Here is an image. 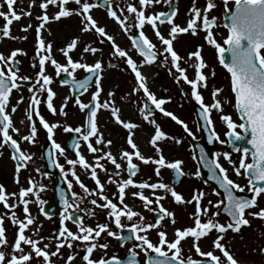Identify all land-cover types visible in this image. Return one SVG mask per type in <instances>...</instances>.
Here are the masks:
<instances>
[{"label":"snow or ice","instance_id":"snow-or-ice-1","mask_svg":"<svg viewBox=\"0 0 264 264\" xmlns=\"http://www.w3.org/2000/svg\"><path fill=\"white\" fill-rule=\"evenodd\" d=\"M35 0H31L29 8L34 4ZM162 0H138V4L133 3L126 4V12L128 15H124V9L120 8V14L114 10L112 6V0H41L39 8L45 10L44 14L38 17L41 21L35 29L36 34V56L38 58V72L35 74L34 83L28 87V92L31 94L29 97L28 110L26 113L27 121L29 122V133L21 137L23 141L34 143L37 136V126L34 122V116L38 118L39 124L46 130L47 139L51 142L52 149H54L59 155L63 156L66 149L57 143L54 139V129L57 127H63L64 132H71L78 134V138H74L71 144V148L75 150V159H67L66 163L70 166L68 171L64 169L59 163H55V167L59 168L62 176L65 178L71 174L76 185L82 189L83 193L90 196H98L100 201L92 199L90 204L96 208H102L107 210L106 214L112 219L116 228L120 230V233L127 231L129 235L118 234L108 228L107 224H97L95 228L91 226H85L83 218L75 215L80 210V203L83 201V197L76 192L71 191L73 183L67 181V188L71 195V200L66 197L65 193L60 194V200L64 211L60 215V231L58 237V243L56 244V251L49 253L46 249L48 244H44L43 248L39 246L41 240L33 239L27 236L26 230L29 226L35 223L33 217L29 211V200L26 199L31 195H36L35 189L37 184L31 178L28 180V187H21L18 193H7L3 185H0V204L3 208L8 210L9 219L14 226H17L18 230L15 234L14 243L12 245L13 252H19L20 255H11L7 258L5 253L0 251V264H28L33 257V254L37 258L43 259V264H51L50 257L56 256L59 248L65 246L71 247V241H83L88 242L86 248L87 253L91 254L97 247L107 249L108 245L94 243L96 238H99L102 233H107L109 237H114L118 241L132 240L134 241L133 248L128 249V258L121 260L117 256L113 255L109 258L101 257L98 260L90 259V255L83 257L87 264H138L136 259L138 253L136 249H140L145 253L146 264H240V262L234 258V256L227 250L226 246L222 243L224 240V234L229 230L232 232H239L241 227L250 226L249 219L246 218V211L257 207V198L264 194V0H235L234 11H231L227 19L230 23L226 24L227 36L223 40V46L218 43L211 31V28L215 25V18H209L207 13L215 6L212 0H208V3L203 10L193 6L189 12L191 18L187 21L186 26L175 24L174 18L177 15L176 9H172L170 12H157L155 14L146 13L145 9L153 4H160ZM171 7V0H164ZM7 5L8 12H0V17L5 21L0 25V35L3 38L11 37L10 26L13 21H19L23 16L31 15L27 10L21 9L17 12L13 9L14 0H4ZM69 3L77 5V8L69 9L66 6ZM56 6L58 11L52 16L46 14V10L49 6ZM106 6L107 16L115 21V23L127 34L132 27L138 30L136 35H130L132 46L136 49L138 54L143 58L142 64H153L158 56L156 45L150 40L143 30L146 25L151 26L156 38L164 46L163 51L159 53L163 56L164 62L170 63V74L172 70H175V81L179 84L183 81L184 84L190 86V93L182 92V95L190 94V97L199 105L200 116L204 121L206 130L209 132L208 142L211 144L214 141L219 140V136L216 134L213 128V121L211 114L215 110L218 113H222L223 109L219 100V93L221 89H214L212 92L213 103L205 104L203 96L199 91V88H207V75L204 73V69L207 67L203 60L200 50L197 49L194 52L188 54L185 63H189V67L193 69L194 78H189L187 75V69L181 67V61L184 60L173 48V41L178 37V34L189 33L192 35L197 33L198 26L202 25V29L206 32L205 39L207 43L213 46L218 55L220 64L226 69L230 75L231 91L234 96V109L237 113L239 123L233 121L230 115L221 114L220 119L226 124V135L229 138L228 143L232 145V149L235 152L240 153L238 165L232 161L228 152L223 153V158L230 165L236 176H243L247 180V192L250 195H238L237 193H245V187L235 182L229 177L228 169L224 168L218 160L219 153L213 154L214 158L207 159L201 149V162L210 173L209 179L213 180L218 188L223 193V198L213 203L211 200L207 201L206 206H201L205 193L202 191L194 192L190 200L185 201L183 196L175 191L174 186H169L163 182H137L133 179L139 171V166L134 163V158L141 161L143 164L152 163L155 165L154 172L157 176H160L161 169H171L176 178L182 177L185 173L182 170L183 161L176 160L172 162L166 161L162 154V149L159 147L158 142L165 139H174V142L179 144L181 141L169 137L168 134L162 131V129L156 125L154 120H149V115L152 109L147 105L141 107L140 112L143 118L149 123L155 126L154 134L151 136L149 143L153 147L155 153L158 154V158L145 157L141 154L137 144L133 141L132 130L137 128L138 125L133 122H126L120 119L119 109L116 108L111 100L100 101V95L102 92L101 79L103 65L100 60H96L93 64L82 63L79 60L74 61L70 56V52L75 50L79 43V38H73L65 48L61 49L66 63L61 64L51 53V43H46L42 38L41 31L45 28L46 24L51 20L59 21L61 18H67L70 15H77L81 17L82 32H94L99 38L100 42L105 41L110 43L112 49V56L114 58H120L127 65V68L131 70L135 78V86L133 87V93L142 91L143 95L147 98V101L154 106L156 110H159L165 117H170L176 124L181 125L183 130L189 135L193 136V133L182 120H180L174 113L165 110L162 105L169 102L165 99H157L156 96L149 90L147 86V79L140 71V66L129 56L128 52L121 49L114 40V37L108 34L103 26H98V22L90 14L91 10L97 7ZM117 7H119L117 5ZM203 11V15H202ZM199 22V24H198ZM170 25V31L168 38L163 36L157 25L165 24ZM31 25L25 26L22 31L27 32ZM99 49L92 46H85L83 52L95 54ZM228 54L229 59H226ZM18 55H24L21 49H15L10 52L6 57L0 54V148L10 145L12 149L11 159L16 161L15 167V183H19V173L22 168L27 166V162L32 159L30 155L21 150L20 145L16 139L10 135L9 130L13 133L19 134V129L13 126V122L9 113L6 111L9 97L14 89H19L22 82L30 81L32 78L29 76H19L18 68L16 65L19 61L16 59ZM170 58V60H169ZM46 64H50L54 69L56 77H60L65 74L67 77L72 78L71 81L63 79L62 85L71 83L75 92H87L90 84H94L95 90L91 93V99L88 103L82 102L77 96L75 104L79 107L81 112L86 113V119L83 126L72 128L70 126H63L58 123H49L40 114L39 106L44 103L50 113L57 114V109L54 107V97L56 93L52 90L50 85L53 83V77L46 74ZM33 67H37V64H33ZM114 67V65H110ZM82 69L88 75L77 80L74 73L77 70ZM214 75V72L212 73ZM46 93V98L42 101L41 94ZM82 94V93H81ZM112 97L114 93L109 92L107 94ZM65 97V103L67 102ZM23 101L21 96L17 103ZM101 109L110 110L111 116L115 119L117 124H121L123 128L129 130V136L127 144L132 149L122 150L120 153V160L124 161V164L118 162L117 157L110 151H103L100 148L94 146L91 142L92 137H96L94 143L96 145L103 144L105 147L111 144V141L105 142L102 135L98 131L96 118L98 111ZM61 114L64 113V109L61 108ZM12 113L16 112V108L12 107ZM147 113V114H146ZM23 123V121H21ZM239 129L240 131H237ZM83 141L90 153L101 152L100 156L95 157L94 163H89L80 152V142ZM247 145V146H245ZM105 160L114 166V171L108 175L107 182L116 185L115 197L117 202L104 195V184L100 181L97 174V169L101 171H107L100 161ZM84 169L90 173V178L95 182V189L90 190L79 178L76 171V166ZM39 171V170H37ZM122 171L127 173L126 179L116 180L114 177L121 176ZM194 175L198 178L200 171L197 170ZM129 188H135L137 191L128 193L126 190ZM40 190H43V186H40ZM144 190H151L149 195H145ZM157 190H161L164 195L157 194ZM131 195L133 198H138L142 202V206L153 212L154 222L145 223V218L138 212L134 211L128 204L125 203V197ZM166 194H170L173 201L177 204L193 203L195 202V212L192 214L194 220V226L186 227L184 229H174V239L169 241L167 239V233L162 230V222L169 218L171 223H175L174 212L166 209L161 201L165 199ZM213 194L219 195L216 189H213ZM9 197L17 198L18 204L22 205V211L24 213V219L20 220L16 216V212L13 211L18 205L16 202L9 204ZM154 197V198H151ZM36 202L43 204L44 202L37 197ZM155 205V207H152ZM215 208V212L210 213V207ZM223 206V208H222ZM226 214L228 220L226 223L221 224L215 217H217L221 211ZM41 212L44 209L41 208ZM6 213V214H8ZM88 215H94V212H89ZM247 215L253 218L264 220V208H260L258 211H248ZM206 217L203 219L201 217ZM134 217L139 218V222L131 223L130 226L122 223V218H126L128 221H133ZM66 221H73L76 225L78 232L74 233L65 227ZM157 230L158 242L153 243L147 233L152 230ZM5 228L3 227V217H0V246L7 244L5 235ZM215 231L217 233L216 238L212 242V247L218 249L222 254L221 256L215 255L213 251L203 252L199 247L198 242ZM186 238H192V247L198 256L206 258L205 261L194 260L191 257L185 259L181 253V242ZM22 245L29 247L30 251L25 253ZM165 247L168 251H165ZM169 252L171 255H169ZM260 252L264 254V248L260 249ZM154 254V255H150ZM73 257L69 256L68 260L73 261Z\"/></svg>","mask_w":264,"mask_h":264},{"label":"rangeland","instance_id":"rangeland-1","mask_svg":"<svg viewBox=\"0 0 264 264\" xmlns=\"http://www.w3.org/2000/svg\"><path fill=\"white\" fill-rule=\"evenodd\" d=\"M27 1V5H24V2ZM174 0H171V4ZM31 0H14L13 9L17 12H20V6H23L24 10H27L31 13V15L23 16L19 21H13L12 25L10 26L11 30V37L14 38H3L2 35H0V54H3L4 56H8L12 50L15 49H21L24 53V55H18L16 59L19 61V64L21 69L18 72L19 76H29L32 79L30 81H27L30 85H32L35 81V74L38 72V58L32 59L29 58L31 52L36 49V34L35 29L39 25L41 21L38 20L39 14H40V8L39 4L41 3V0H35L33 6L29 8V3ZM90 2H95V0H90ZM217 3H221L220 1H216ZM127 3H133L134 5L138 4V0H112V6L114 10L117 11L118 15L120 14L119 9L123 8L124 15H128L126 12V4ZM176 9L178 10L177 16L174 18V23L186 26L187 21L191 18L189 10L195 6L197 8H200L201 10L204 9L206 4L208 3V0H178ZM217 3L214 2V5ZM117 5L119 7H117ZM235 5V0H231V9ZM169 4L167 2H162L160 4H153L152 8L148 7L145 9L146 13L148 14H155L157 12H165L167 10V7ZM69 9L77 8L78 6L69 3L67 6ZM221 7V6H219ZM97 13V17L101 18V21L104 23H99L98 26H103L106 30V32L110 35H113L114 32H111L112 22L117 27L119 34H120V40L114 39L115 43L123 50L127 51L129 56L137 63L138 66H140V71H142V67L146 65V63L142 64L143 59L137 54L135 48L132 46L131 40L129 39L130 35L137 34L138 30L135 29V27H132L127 34L115 23V21L107 16V13L105 10L97 7L92 9ZM91 10V11H92ZM58 11V8L56 6L50 5L47 13L50 15H54ZM0 12H8L7 5L4 3V0H0ZM203 15V11H202ZM208 17L215 18L218 20L219 24L214 27V29H211L213 33L214 39L220 43L223 46V40L227 36L226 30L222 27V15L217 16L214 15L213 11H209L207 13ZM5 21L2 17H0V25H2ZM107 23V24H106ZM55 26L53 28V31L55 34H57V37L54 40L46 41V43H51V53L53 58H55L58 62L61 64L66 63L64 61L63 57L61 56L60 48L63 44L69 43L73 38H79V42H81V36L84 34V32L81 31L82 23H81V17L77 16L75 14L70 15L67 18H61L59 21H55ZM199 24V22H198ZM31 25V27L28 28L27 32L22 31V29L25 26ZM160 33L168 38L169 31H170V25L167 23L165 24H158L157 25ZM51 28V27H50ZM70 28L73 35L70 37L67 35H62V32L64 29ZM42 29L41 35L44 39V32L45 37H49L47 34V30ZM145 31V34L150 38V40L153 42V44L156 45V51L158 53V56L160 58L159 61H155L151 65H147V67L150 68L148 71L150 74V78L147 80V86L149 90L156 96L157 99H165L169 102L162 105V107L174 113L180 120H182L185 124H187L188 128L193 133L194 140H199L201 137V133L197 128L195 117H194V111H193V105L196 103L191 97L190 94L188 95H182V92L184 93H190V86L186 85L181 81L179 84L175 81V70H172V74H170L169 69L171 68L170 63L164 62L163 56H160L159 53L163 51V45L161 42L156 38L151 26L146 25L143 29ZM88 40L92 37L91 41L89 40V43H83L81 42V50L85 46H92L99 49L95 55L91 53H84L83 51H79V54L81 55L80 58H76V60L84 61L85 55L88 56V64H93L96 60H100L103 65V71H102V78H109L108 76H114L112 80L109 81V87L110 89L107 91L114 93L112 97H109L106 95V99H100L101 102L104 100H111L113 105L121 110V108L128 107L129 112L128 114L123 117L122 112L119 111L120 119L126 122H133L138 125V129H141L142 135L146 138H151V136L154 134L155 126L149 121H146L143 118V115L140 112L141 107H143L144 102L147 103V98L143 95L142 91H137L133 93L132 89L135 86V78L134 74L128 73L127 65L124 63V61L120 58H114L112 56V49L110 46V43L105 41L103 43L100 42V38L94 33V32H87ZM206 32L202 29L201 25L197 28V33L195 35H192L191 32L189 33H183L178 34V37L173 41V48L174 50L184 58V60L181 61V67L187 69V75L189 78H194L193 69L189 67V63H185L187 60L188 54L190 52H194L197 50L195 47V44L199 42L200 45V53L205 61L207 67L203 70L204 73L207 75V88H199L200 93L203 96V101L205 104H212V92L214 89H221L220 92V100H221V106L223 109L222 113H214L211 114V119L213 121V128L216 132V134L219 136V143L221 145V149L216 153H219V163L226 169H228V174L231 179H233L235 182L239 184H243V177L242 176H236L232 170V165H230L226 160L223 158V153L228 152L231 156L232 161H234L237 165L239 162L240 154H231V150L229 149L227 139H226V132L227 127L226 124L220 119L221 114H228L231 116L233 121L238 123V120L236 119V115L234 111H232V96L230 91V84H229V77L228 75L220 69V66L217 62V54L215 52L216 49L209 45L205 39ZM47 40H49L47 38ZM62 42V43H61ZM92 43V44H91ZM100 46H101V52H100ZM94 57V59L90 58ZM170 60V58H169ZM37 64V67H33V64ZM114 65V67L110 66ZM2 67V65H0ZM144 72V71H143ZM142 72V74H143ZM214 72V75L212 74ZM46 74L51 75L53 77V83L50 85L52 90L57 88H62L65 91V94L62 99L53 101L54 107L57 109V114L53 115L50 113L44 103H41L39 106L40 114L43 116V118L51 123H58L63 126H70L72 128H76L78 126H83L86 119V113L81 112L79 107L75 104V100H72L71 94H70V88L68 86H64L59 83L60 77H56L54 73V69L50 64H46ZM85 72L80 69L78 72L74 73L75 78H79L82 75H84ZM95 90L94 84L88 89L87 92L83 93L82 95L78 96L79 99L84 102L88 103L91 99V93ZM107 93V94H108ZM30 93L28 92V88L26 87H20L19 89H14L9 97V103L7 106L6 111L9 113L10 117L14 114L11 112L12 107H15L16 109L20 110L21 116L24 118L23 123L21 126H14L17 129H19V134L11 132L9 130L10 135L13 136L14 139H16L20 145V148L22 151L27 153L32 157L30 161L27 162V166L22 168L19 173V183L21 182L23 185L21 187L27 188L28 180L31 178L33 181L36 182L37 187L35 189L36 195H31L27 197L29 205L32 206L33 214L35 218L39 220V223L35 226V224L29 226L33 227L32 230H26V235L36 239L41 240L39 246L43 248L44 244H48L49 247L46 249L49 253L52 251H56V244L58 243V240L52 236V233L55 232V226L57 225V222L60 221L59 217H53L49 218L46 217L42 212L41 208L43 205L49 201L52 196V190L51 185L54 182L53 178L47 177L44 175V165L43 160L41 158V152L43 147L45 146V142L47 140V132L46 130L39 124L38 118L34 116V122L37 126V136L35 138L34 143H29L26 141H23L21 139L22 136L27 135L29 133V122L26 118V113L28 110V104H29V97ZM23 97V101L20 103H17L20 97ZM65 97H67V102L65 103ZM46 98V93L41 94L42 101ZM61 108H68L69 111L62 115L60 113ZM100 116L103 120V125L99 127L98 125V131L102 135V138L105 142L111 141V144L108 145V150H105L104 145H96L94 143L96 137L91 138V142H93L94 146L97 148L102 149L103 151H110L114 156L117 157L118 162L124 164V161L120 160V148H123V150H128L131 152L128 144V132L129 130L123 128L121 124H117L115 122V119L111 116L110 110L101 109L98 111L97 116ZM149 120H154L156 122V125H158L163 132L168 134L169 137L179 139L181 142L179 144L174 142V139H165L160 142V148L162 149V154L165 156L166 161L172 162L176 160L183 161L182 164V170L185 173L183 175V181L179 183L178 185H174L171 183L172 181V173L171 169L163 168L161 169L160 176H157L154 172L155 165H148L143 164L139 160L133 161L134 163H137L139 166V171L133 179L137 182H163L165 184H168L169 186H174L175 191L179 194H181L185 201L190 200L194 192L202 191L205 193V196L203 200L201 201V206H206L207 201L211 200L213 203H216L218 200H221L222 198L216 194H213V187L207 185L203 182L201 177L198 178L194 175V173L197 171V165L194 163V158L192 155V150L190 148L189 142L187 141V133L183 130L181 125L176 124L170 117H165L159 110L155 115L149 116ZM143 129V130H142ZM42 133H43V139H42ZM53 139L59 143L62 147L66 149V143L69 139V132H64L63 127H57L54 129V136ZM147 142V141H146ZM80 152L82 155L84 153L88 152L86 144L81 140L80 141ZM102 153L97 152L95 154L90 153L87 158V162L94 163L95 157L100 156ZM11 151L7 149L6 146L0 148V185H3L6 189L7 193H18L19 189L21 188L17 183H15V161L11 159ZM57 162L64 167L66 171L70 168L69 165H67L66 160L67 159H75V153L73 155H70L67 150L65 151V154L63 156L59 155L55 151ZM149 156L152 158H158V154L155 153L154 150L149 151ZM85 157V156H84ZM214 157V155H213ZM102 164H104V167L107 169V171H101L100 169H97L98 178L100 181L104 184V195L108 196L110 199H113L114 202H117L115 193H116V185L108 183L107 178L108 175H110L114 171V167L112 169V166H110V163L101 160ZM39 170V171H37ZM79 176L80 180L90 189H95V182L90 178V173L84 169H81L78 165L74 169ZM154 177L156 179H154ZM127 173L122 171L121 176L114 177L116 180L120 179H126ZM67 181H71L73 183V188L71 191L76 192L80 196H82L84 199L80 203V210L75 213V215L83 218V223L85 226H91L95 228L97 224H107L108 228L118 233V229L116 228L115 224L112 222V219L107 216L106 212L107 210L102 208H96L95 206L90 204V201L92 199H97L98 203H103V201H100L98 196H90L85 193H83L82 189L79 188L78 185L75 184L71 174L66 177ZM154 179V180H153ZM43 186V190H40V186ZM128 193H131L133 191H137L135 188H129L126 190ZM151 190H144L145 195H149ZM157 194L164 193L161 192V190H157ZM37 197L42 200L44 203L38 204L36 202ZM211 197V199L209 198ZM154 198V197H151ZM16 202L17 207L13 209V211L16 212V216L18 219L23 220L24 219V213L21 211L23 208L22 205L18 204V197L12 198L9 197L8 203L12 204ZM125 203L128 204L134 211L140 213L145 218V223H152L154 222L153 219V212H150L146 210L142 206V202L138 198H133L130 194L125 197ZM163 206L168 209L171 212H174L175 214V223H171L169 218H166L162 222V230H164L167 233V239L171 241L174 239V229H184L186 227L194 226V220L191 216V209L189 203L184 204H177L173 201V198L170 194H166L165 199L161 201ZM28 205V206H29ZM41 207V208H40ZM152 207H155V205H152ZM210 207V213L215 212L216 209ZM260 208H264V198L258 197L257 199V207L252 208L248 211L255 212L258 211ZM246 211V218L250 221V226H243L239 232H232L229 230L227 233L224 234V240L222 243L226 246L227 250L234 256L235 259H237L240 264H264V254L260 252L261 248H264V223L263 220H260L258 218H253L252 216L247 215ZM89 212H94V215H88ZM8 213V210L3 208V205L0 204V217H3V227L5 228L6 239L7 244L0 246V251L4 252L7 258H10L11 255L15 254L17 256L20 255L19 252L14 253L12 248V245L14 243L15 234L18 230L17 226H14L10 219ZM202 220L206 219V217H201ZM215 219L220 222L221 224L226 223V219L222 218L221 216L215 217ZM56 221V222H55ZM139 222L138 217H134L133 221H128L126 218H122V223L127 224L128 226L131 225V223ZM65 227H67L69 230H71L74 233L78 232V229L75 224H72L70 221L65 222ZM149 239L153 243L158 242V236H157V230L152 229L147 233ZM217 233L213 231L208 236L202 238L198 244L199 247L203 252L207 251H213L215 255L221 256V260L223 261L222 254L219 252L218 249H214L212 247V242L216 238ZM101 240L103 244H107V249H104L106 251V257H112L113 255L117 256L119 259L126 256L128 253L129 248H133L134 245L125 244L122 247L116 245L115 238L109 237L107 233H102L99 238H96L94 243L96 241ZM83 242L80 240L77 241H71L72 246L68 247L63 246L59 248V251L56 256H51L50 261L51 264H68L69 260L68 257L71 255L73 256V252L80 251L83 248L88 246V242ZM78 243V244H77ZM86 243V245H85ZM192 238H186L184 241L181 242V248L182 253L181 255L187 259L188 257H191L194 260L199 261H205L206 258L200 257L195 252V249L192 247ZM77 245V246H75ZM24 248V252L27 253L30 251L29 247L26 245H22ZM76 247V248H75ZM75 248V250H74ZM165 251H168V249L165 247ZM97 251V248L95 249ZM138 255L137 257H140L142 260L141 264H145V253L143 251H140V249H136ZM80 253V252H79ZM169 255L171 253L169 252ZM28 264H43L42 258H37L33 254L32 259ZM82 264H87L86 261H82Z\"/></svg>","mask_w":264,"mask_h":264},{"label":"water","instance_id":"water-1","mask_svg":"<svg viewBox=\"0 0 264 264\" xmlns=\"http://www.w3.org/2000/svg\"><path fill=\"white\" fill-rule=\"evenodd\" d=\"M102 7L103 8H106V6H102ZM172 9L173 8H170V11ZM228 16L229 15H227L224 18L225 25L228 24V23H230V21L227 19ZM226 59H229L228 54H226ZM16 67H17V65H16ZM85 77H83V78H85ZM63 79H68L69 81H71L70 78L63 77L60 80V82ZM67 85H70L71 86L73 98H76L78 95H80L81 93H83V90H81V92H75L74 89H73V87H72V85H71V83H69ZM91 85L92 84H90V86ZM26 86H28V84H26ZM147 106H148V108L152 109V111H151V115H152L154 113L153 107L151 105H147ZM194 109H195V117H196V121H197L198 128L202 132V140L199 141V142H194L191 137H188V139H189V142H190V144H191V146L193 148L195 160H196V163L199 166V171H200V175H201L202 179L206 183L212 185L214 187V189H216L217 192H219V195H221L222 198H223L222 191L218 188V186L215 184V182L213 180H210L209 179L210 173H209L208 169L206 167H204V165H203V163L201 162V159H200V157H201V149H203V152H204L205 157L207 159H212V157L210 156V154H213L216 150H219L220 149V146L218 145L217 141H214L211 144L208 142L209 132L206 130V126L204 124V121L202 120V118L200 116V108H199V106H195ZM66 111L67 110H64V113ZM74 138H78V135L75 134V133H71L70 141L67 144V150L71 154L74 153V149L71 148V144H72ZM227 139H229V138L227 137ZM230 147H231V145H230ZM43 158H44V161H45V174L50 175V176H53V177L56 178V183L53 186V193H54L53 202L50 203V204H48V205H46V206H44V213L47 214V215H49V216H53V215L59 214L61 211H64V209L62 207L61 200H60V194L62 192L65 193L66 194V197L69 200H71V196L69 194V190L67 188H65V183H66L65 179L63 178V176L61 174H59L58 168L55 167L56 161H55V157H54V152H53L52 146L50 144H47V146L44 148ZM173 175H174V173H173ZM181 180H182V177L176 178L174 176L173 182H174V184H178ZM238 195H242V194H238ZM194 205H195V202H193L192 205H191L192 214L195 212V206ZM222 208H223V206H222ZM222 208H221V211H220L219 215H221L222 217H225L228 220V218H227L226 214L223 212ZM60 228H61V225H59L57 227V232L54 234V236H58L59 235ZM120 234H123L125 236L129 235V233L127 231H124L123 233H120ZM126 241L133 242L132 240H124V241H117V242L120 245H122ZM81 260H82V256H76V257H74L73 261H71L70 264H81Z\"/></svg>","mask_w":264,"mask_h":264},{"label":"bare ground","instance_id":"bare-ground-1","mask_svg":"<svg viewBox=\"0 0 264 264\" xmlns=\"http://www.w3.org/2000/svg\"><path fill=\"white\" fill-rule=\"evenodd\" d=\"M24 5L26 6L27 5V1H25L24 2ZM20 9H23V6H20L19 7ZM48 10V9H47ZM47 10H46V14L47 15H49L48 13H47ZM44 11L45 10H41L40 9V14H39V16L40 15H42V14H44ZM90 14L92 15V17L97 21V22H99V23H104L103 21H101V18H99V17H97V13L95 12V11H91L90 12ZM53 15L52 14H50L49 15V17H52ZM54 23V20H51L50 19V21L46 24V26H45V29L47 30H45L46 32H47V34L49 35V37H45V32H44V40H45V42L46 41H51V40H54L56 37H57V34H55L54 33V31H53V29H55V28H53L54 26H55V24H53ZM105 24V23H104ZM107 24V23H106ZM51 27V28H50ZM114 32V34L112 35L113 37H114V39H119L120 38V34H119V31H118V29H117V27L113 24V22H112V27H111V32ZM69 35L70 37L73 35V33L71 32V29L70 28H67V29H64L63 30V32H62V35ZM47 38L49 39V40H47ZM91 39H92V37L89 39L90 41H91ZM88 35H87V32H84V34L81 36V42H83V43H89L88 41ZM120 40V39H119ZM70 42V41H69ZM81 42H79L78 43V46H77V48L75 49V50H73V51H71L70 52V56L72 57V59L74 60V61H77L76 60V58H80V54H79V51H83V50H81ZM62 43V42H61ZM68 44V43H67ZM67 44H63L62 45V47L60 48V51H61V49H63V48H65L66 47V45ZM92 44V43H91ZM102 50H101V46H100V52H101ZM85 53V52H84ZM95 55V54H94ZM61 56L63 57V59H64V61H66L65 60V57L63 56V54H62V52H61ZM76 57V58H75ZM90 58H92V59H94V57H90ZM81 62V61H80ZM82 63H89L88 62V56H86L85 55V58H84V61H82ZM147 65L148 64H146V65H144L142 68V71L141 72H143V75L146 77V79L148 80L149 78H150V74H149V70H150V68L149 67H147ZM79 70H77L76 72H78ZM75 72V73H76ZM109 78H102L101 79V86H102V92H101V95H100V99H106L107 97H106V95H107V91L110 89V87H109V81L110 80H112L113 79V77L114 76H108ZM55 93H56V96L54 97V101H57V100H60V99H62L63 98V96H64V94H65V91L62 89V88H57V89H54L53 90ZM121 112H122V115H120V116H123V117H125L127 114H128V112H129V109H128V107H126V108H121V110H120ZM23 117L21 116V114H20V110L19 109H16V112L11 116V120H12V122H13V126H21L22 125V123H21V121H23ZM96 123H97V125L99 126V127H101L102 125H103V120H102V118L98 115L97 116V118H96ZM143 130V129H142ZM132 132L134 133L133 134V136H132V139H133V141L137 144V146H138V149H139V151L141 152V154L143 155V156H145L146 158L147 157H150L149 156V151L150 150H154L153 149V147L151 146V144L149 143V141H150V138H146V137H144L143 135H142V131H141V129H138V127L137 128H135V129H133L132 130ZM128 134H129V132H128ZM147 141V142H146ZM160 142L161 141H159L158 142V144H159V147H160ZM129 146V145H128ZM104 148H105V150H108L109 149V147H105L104 146ZM130 148V147H129ZM104 150V151H105ZM123 150V148H120V151H122ZM130 150H132L131 148H130ZM90 154V152L88 151L87 153H84V155L83 156H85V158H87L88 157V155ZM164 156V155H163ZM165 157V156H164ZM166 159V158H165ZM135 160V159H134ZM152 165V163H149L148 165ZM110 166H112V169H113V165L110 163ZM154 179H156L155 177H154ZM153 179V180H154ZM149 183H152L151 181L149 182ZM20 187L23 185L21 182L18 184ZM7 192H9V191H7ZM162 195V194H161ZM210 199H211V197H209ZM29 207V211H30V214H31V216L33 217V219H34V221H35V226L39 223V220L37 219V218H35V216H34V214H33V212H32V210H33V208H32V206L31 205H29L28 206ZM21 211H22V209H21ZM32 228L33 227H30L29 228V230H32ZM96 243L98 244V245H100V244H103V242L101 241V240H98V241H96ZM86 255H90V259H92V260H98V259H100L101 257H104V258H107L106 257V251L103 249V248H100V247H97V251H93L91 254H89V253H86Z\"/></svg>","mask_w":264,"mask_h":264},{"label":"flooded vegetation","instance_id":"flooded-vegetation-1","mask_svg":"<svg viewBox=\"0 0 264 264\" xmlns=\"http://www.w3.org/2000/svg\"><path fill=\"white\" fill-rule=\"evenodd\" d=\"M176 2H178V0H175ZM216 1H220L221 3H217ZM212 2L214 3H217L212 9H211V11H213L214 12V15H217V16H220V15H222V17L227 13V12H229V11H231V0H212ZM177 4L178 3H176V6H177ZM219 6H221V7H219ZM150 8H152V6H150ZM219 24V22H218V20H217V23H216V26ZM36 59H37V56H36ZM231 96H232V103H233V105H234V98H233V95L231 94ZM220 102H221V100H220ZM233 105L231 106L233 109H232V111H234V113H235V109H234V107H233ZM237 119V118H236ZM238 120V119H237ZM240 121L238 120V123H239ZM42 139H43V137H42ZM238 152H235V151H233L232 150V146H231V154H237ZM238 154H240V153H238ZM243 177V176H242ZM244 179V181H243V184H240L241 186H243V187H245V192H247V180H246V178L245 177H243ZM248 193V192H247ZM261 197H263L264 198V194H262V196Z\"/></svg>","mask_w":264,"mask_h":264}]
</instances>
